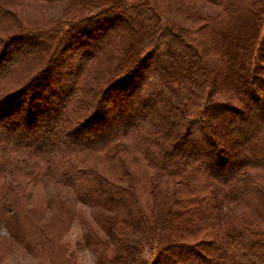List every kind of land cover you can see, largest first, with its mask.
<instances>
[{
  "label": "trees",
  "instance_id": "obj_1",
  "mask_svg": "<svg viewBox=\"0 0 264 264\" xmlns=\"http://www.w3.org/2000/svg\"><path fill=\"white\" fill-rule=\"evenodd\" d=\"M205 1L222 11L207 19L215 79L148 0H79L64 27L0 39V264L10 250L32 259L12 264H76L78 249L95 264H264V43L253 58L264 0ZM116 18L125 25L88 58L90 43L64 40L87 33L90 42ZM24 43L35 48L5 62ZM75 47L73 64L56 57ZM216 93L237 99L229 111L241 119L260 105L238 151L208 115L225 107ZM46 182L55 192L35 205ZM233 206L244 211L224 212ZM73 221L83 231L71 250Z\"/></svg>",
  "mask_w": 264,
  "mask_h": 264
},
{
  "label": "rangeland",
  "instance_id": "obj_2",
  "mask_svg": "<svg viewBox=\"0 0 264 264\" xmlns=\"http://www.w3.org/2000/svg\"><path fill=\"white\" fill-rule=\"evenodd\" d=\"M77 1L79 3V0H50V1L0 0V39L6 38V36L9 35L10 33L18 32L21 29L22 30L33 29L37 32V31H41V29H48V28L56 29L55 27L58 24L60 25V28L64 27L68 23V21H70L72 18L70 17L69 14L80 8L75 6ZM134 1L135 0H129L130 3H134ZM148 2L150 6L155 10L156 14L159 15L161 24H163L164 26L168 25L167 27L174 26V31L182 34L183 39L197 49V51L200 54V57L202 58L203 62L206 65V68H209L210 71L213 72L212 74L209 75L210 79L211 78L213 79L215 76L214 75L216 71L215 65H217V61L215 60L213 52L210 49L208 37L206 35V32L208 31L210 26V23L208 22L207 19L208 18L218 19L222 12L220 7L212 5L210 2L205 0H148ZM74 6L75 8H73ZM72 8L73 10H71ZM230 19L232 20V18ZM125 23L126 22L123 21L122 18H116L115 20L110 19V21H108V23H106L104 26L107 27L108 30L104 32H102L101 30L102 35L97 38L93 36V38L90 39V42L87 41L88 37L85 36L88 35L87 33L81 36L79 34L77 38L74 35L72 36V38L66 36L64 40H66L68 43H74L75 45L78 44L77 42L81 40L80 41L81 48L82 47L85 48L86 45L90 43L91 44L90 51L92 52H87L81 55V59L85 57L88 58L93 54L95 46H97L103 40V38L106 39L109 35H111L114 32L115 29L118 28V26H123L125 25ZM93 25L94 24H92V26ZM63 31H64L63 29H59L58 31H56L55 38H57L60 34H62ZM257 31L258 33L255 39L256 45H254V51H253L254 60H257L258 58L259 53L257 49L258 48L260 49L261 45L264 43V16H263L262 24L260 21V26ZM55 38H53V40ZM41 39L43 41V37H41L39 40ZM259 43H261V45H259ZM13 45H17V43ZM12 46L10 45V47ZM22 46L25 49L22 48ZM10 47L7 48L11 49ZM27 48H35V47H33V45H25L24 43V45L23 44L19 45L17 50H14V48H12L13 51L10 53L8 52V54L5 55L6 58L5 62L22 55V53H24V51ZM81 50L82 49L75 47L72 50L64 51L63 53L62 51H59L58 54H56V57L59 56L60 61H63L64 60L63 55L65 53L66 55L67 54L71 55L72 57L69 58L68 61L73 64V62L75 61L74 58L75 57L78 58L76 55H78ZM83 62L84 60L82 61V64ZM64 64H65L64 62L62 64L60 63L61 65L60 67L62 68ZM162 66L164 65H159L158 67L159 70L162 68ZM249 66L251 67L252 63ZM64 68L67 67L64 66L63 69ZM90 71L91 68L89 72ZM96 76L97 74L94 77ZM72 80L73 79H71V81ZM88 88L89 87H87V89ZM165 95L166 93H164V96ZM213 99L218 104L225 105V107L224 106L220 107L219 110H217L216 112L210 111L208 115L210 114L211 118L212 116H217V119L215 120L214 123H218L222 127L223 129L222 132L226 134L227 137H230V139L233 140L237 139L235 150L236 151L240 150L243 147L242 146L243 138L247 136V134L250 131V127L246 126L244 123L248 122V120L249 121L257 120V118L261 116L262 112L260 110V105L259 104L251 105L246 110L247 116L244 119H241L240 116L236 115V113L230 112L233 107H237L238 105L240 106V103L237 101V99L230 100L228 99L227 96H222L217 93L213 95ZM143 101L144 103L143 102L138 103V107L136 108V110L132 112L133 116L131 117L133 119L137 118L139 113L141 114V112H145V110H147L146 108H149L150 106L153 105V100L150 97L146 98ZM233 126L238 128L236 133L228 131L231 130L230 128H232ZM187 146H188L187 144L186 145L177 144L175 149L179 153L186 154V156H191L187 151ZM129 167L131 169L130 171L133 172L134 167L131 165ZM147 173L152 176L156 174V172L153 170L150 171L147 170ZM36 189H37V193L34 196L36 201L35 205L36 204L43 205L44 202L47 200V198L51 196L53 192H55L53 184L48 182L40 184L39 186L36 187ZM80 210L84 213L83 214L84 216L89 218L88 216L89 210L85 208H81ZM243 211L244 210L242 208H239L237 206L227 207V211L224 209V212L226 214H235V215H238ZM82 231L83 229L81 225L77 221H73L69 227V231L65 235V241L67 242L71 250L75 249L76 242L80 240ZM1 233L5 234V231L1 230ZM198 238L199 235H196V236L187 237L185 238V240L187 242L195 241ZM74 252L77 258L76 264L96 263V255H94V253L91 250L78 249L76 251L74 250ZM145 255L148 256V253L146 252ZM3 257H4L3 264L26 263L28 261H32L31 257L23 254V252L20 251L13 252V250L4 253Z\"/></svg>",
  "mask_w": 264,
  "mask_h": 264
}]
</instances>
